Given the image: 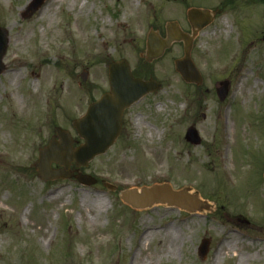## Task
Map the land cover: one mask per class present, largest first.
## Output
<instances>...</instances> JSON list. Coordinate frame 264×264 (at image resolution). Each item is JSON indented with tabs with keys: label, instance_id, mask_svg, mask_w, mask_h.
I'll use <instances>...</instances> for the list:
<instances>
[{
	"label": "rangeland",
	"instance_id": "374dc122",
	"mask_svg": "<svg viewBox=\"0 0 264 264\" xmlns=\"http://www.w3.org/2000/svg\"><path fill=\"white\" fill-rule=\"evenodd\" d=\"M30 2L0 0L8 38L0 264H264V0H46L23 17ZM191 8L218 11L194 40L199 85L175 69L182 42L146 60L149 31L165 36L177 21L191 33ZM121 59L162 87L126 112L127 128L108 152L88 167L71 165L96 183L45 182L35 169L39 150L56 127L72 134L74 147L83 143L72 122L108 89V66ZM221 82H228L224 100ZM191 126L199 145L185 139ZM165 183L209 208L138 209L121 198Z\"/></svg>",
	"mask_w": 264,
	"mask_h": 264
},
{
	"label": "water",
	"instance_id": "95a60500",
	"mask_svg": "<svg viewBox=\"0 0 264 264\" xmlns=\"http://www.w3.org/2000/svg\"><path fill=\"white\" fill-rule=\"evenodd\" d=\"M45 0H31L23 17L33 15L38 11ZM210 10L191 8L188 11V19L192 25V34L184 32L178 22L167 24V36L151 30L147 38L146 59L153 61L161 57L165 50L176 41L184 42V56L176 60V70L188 82L201 83L202 76L191 57L193 41L198 31L207 26L214 19ZM8 45L7 30L0 27V73L5 66L3 57ZM88 72L82 74L85 80ZM110 90L103 94L101 99L92 103L87 113L73 122V125L84 139V143L73 147L74 139L68 130L57 127L55 135L47 146L40 149L39 158L35 164L38 175L44 181L57 179L76 178L82 184H94L96 179L91 175L81 172L75 173L71 165L88 167L89 163L107 150L115 143L122 130V117L125 109L139 101L144 95L154 92L161 87V83L151 78L143 80L133 75L127 60L112 62L109 65ZM228 82H221L217 89L221 100L228 93ZM186 139L192 144L201 143V138L195 127H190L186 133ZM53 164L59 167L54 168ZM187 189L175 191L169 184L154 185L143 188L141 192L137 189L124 191L122 198L125 202L135 208H145L154 203H167L169 206H177L189 212L209 208L196 194H190ZM210 247V240L203 239L199 247V255L206 258Z\"/></svg>",
	"mask_w": 264,
	"mask_h": 264
},
{
	"label": "flooded vegetation",
	"instance_id": "af4514ba",
	"mask_svg": "<svg viewBox=\"0 0 264 264\" xmlns=\"http://www.w3.org/2000/svg\"><path fill=\"white\" fill-rule=\"evenodd\" d=\"M126 128H127V122H126L125 118L123 117V129H122V132H124Z\"/></svg>",
	"mask_w": 264,
	"mask_h": 264
},
{
	"label": "bare ground",
	"instance_id": "6f19581e",
	"mask_svg": "<svg viewBox=\"0 0 264 264\" xmlns=\"http://www.w3.org/2000/svg\"><path fill=\"white\" fill-rule=\"evenodd\" d=\"M256 86H257V84H256ZM139 126H140V123H139ZM137 189H139V188H137ZM156 230L158 229V228H155ZM147 234L149 235V231L147 232Z\"/></svg>",
	"mask_w": 264,
	"mask_h": 264
}]
</instances>
